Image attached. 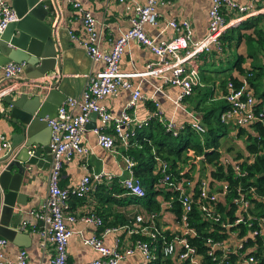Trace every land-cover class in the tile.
I'll return each instance as SVG.
<instances>
[{
	"label": "built area",
	"instance_id": "2783aa9c",
	"mask_svg": "<svg viewBox=\"0 0 264 264\" xmlns=\"http://www.w3.org/2000/svg\"><path fill=\"white\" fill-rule=\"evenodd\" d=\"M117 2H134V0H116ZM164 0H146L144 4L136 3L134 15L131 18V27L118 37L110 51L103 52L99 48V33L95 18L88 12L83 13V23L85 37L82 44L87 56L93 61H102L104 66L97 73L90 74L82 91L76 96H67L58 107L56 116L49 119L48 125L51 129L48 149L51 155V168L48 175L47 195L41 206L31 210L30 214L36 224L32 225L31 232L36 233L40 238V244L46 248L51 243L54 248L53 257L50 264H72L67 261V244L74 231L67 226V222H74L77 217L74 214L66 213L68 200L74 197H83L91 190L93 181H100L102 177L109 176L104 171L85 174L79 182L72 188L61 187L59 184L60 173L66 161L74 158H83L88 153V147L83 142V135L91 114H96L101 121L100 128L93 132L96 135L97 145L110 152H116L115 138L117 137L123 146L127 148L128 140L134 133V128L141 126L143 121H136L135 117L127 110L119 116H112L102 105V101L108 95H114L119 88L131 89V76H156L164 82L177 86L180 89L179 100L191 96L195 87L201 84L199 69L195 64L198 56L211 51L213 47H221V36L226 28L235 25L239 20L248 15L258 13L257 10L248 11L246 6H238L233 0H211L208 10L209 22L206 34L200 39H193L192 28L187 21H170L168 24L175 31V35L166 42L155 43L145 32L146 24L156 25L159 4ZM78 6V4H75ZM228 11L236 12L237 15L226 18ZM17 15L11 4L7 0H0V36L8 23L16 21ZM72 38H76L74 35ZM135 41L137 44L148 48L157 57L156 62L146 64L144 71L138 74H125L119 68V62L126 44ZM169 72L170 74H167ZM4 78L13 81H21L23 74V63L9 62L3 65ZM250 76V73H247ZM12 86H6L0 90V97L9 93ZM226 92L222 95L226 109L219 115L221 122L232 123L235 126L248 125L252 122H259L264 130V106L255 110L256 99L248 87L245 77H242L240 86L233 89L230 82L225 85ZM141 99L139 90L132 92L129 107L135 105ZM154 118L157 119L165 130L177 136L186 126H176L172 121H167L162 110L156 102ZM197 135L202 137L206 132V126L199 122L188 125ZM112 132L109 133V132ZM264 139V132H263ZM11 142L5 134H0V150H9ZM33 154V150L29 151ZM125 157L126 169L129 176L121 183L127 194L138 197L144 196L145 192L140 180L132 172L135 162L127 155ZM156 170L160 177L156 186L165 188L168 192L177 193L179 212L173 209L174 196L166 200L165 206L168 212L177 217L178 225L169 232L170 239L166 238V233L152 220L146 219L142 214L135 215L134 218L117 226H106L102 235L110 232H125L132 240L128 245H122L117 239L114 246H107L102 241V235L91 236L83 239V244L91 247L97 252L98 257L84 264H117L127 256L139 251L144 260L148 263L162 257L174 258L183 264H200L202 256L196 252L189 239L195 238L199 233L197 228L191 223L190 214L196 205V210L200 213L199 222H207L211 227L204 232L217 230L225 234L224 239H207V254L219 256L221 263L230 254L238 253L243 248L245 240L249 238H261L264 248V209L261 215H252L249 209L253 207L245 194L236 191V195L230 198V203L234 204L232 220H229L225 212H221L219 203L224 201L228 195L227 182L224 179L209 174L193 180H188L187 176L177 178L170 171V164L156 157ZM240 160L224 161L230 164L234 171V176H242L237 165ZM251 161V159H249ZM158 164V166H157ZM187 183L186 186L184 183ZM194 188L197 193L194 196ZM249 188L248 193H252ZM252 196L251 198H253ZM258 200L264 202V195ZM225 207V206H223ZM80 219L95 226H102L103 220L94 212L83 214ZM256 225L252 226V221ZM27 222L21 221V229H25ZM243 224L246 235H239L237 225ZM20 229V228H19ZM5 244V239L1 240ZM159 245V246H158ZM251 248H244L243 253L233 261V264H255L252 256L247 255L252 252ZM218 257V258H219ZM27 254L20 249L16 260L6 262V264H26ZM76 264V263H73Z\"/></svg>",
	"mask_w": 264,
	"mask_h": 264
},
{
	"label": "crops",
	"instance_id": "0c3cea01",
	"mask_svg": "<svg viewBox=\"0 0 264 264\" xmlns=\"http://www.w3.org/2000/svg\"><path fill=\"white\" fill-rule=\"evenodd\" d=\"M7 1L9 4L11 3L10 0ZM45 1L51 12L48 23L56 26L55 45L59 49L60 75L55 73L56 71H52L41 79L28 77L27 75L36 72L35 68L39 66V64H36L33 66V71L27 73L23 71L21 81L15 82L5 79L3 66L0 68V90L6 86H14L9 93L0 97V134H5L8 137L11 142L10 149L17 144L19 138L16 136L14 123L8 117L7 110L9 107L1 101L2 98L9 94L15 98L20 93L35 94L37 92L36 82H42L45 78L51 77H53V81L59 79L58 89L66 96L78 95L82 91L87 77L90 74L97 73L104 66L102 61L91 60L82 44L85 37L83 13L88 12L95 18L99 33V48L103 52H108L115 40L131 27L135 4H144L146 0H134L132 3L117 2L116 0ZM233 2L238 6H246L248 11L257 10L258 13L244 16L237 24L228 27L233 32H228L230 36L228 40L220 42V44H224V50L222 45L221 47H213L210 52L197 57L195 64L199 69L201 84L195 87L191 96L179 100L180 89L177 86L164 82L160 77L137 75L129 78L132 84L131 89L119 88L114 95L106 96L101 102L102 105L114 117L127 110L135 117L137 122H144L141 126L154 118L156 110L154 102L162 110L164 118L167 121L174 122L176 126L187 127L194 122L204 124L202 114L204 110L210 109L205 106L207 102L213 101L215 98L220 100L222 104H226L222 100L224 94L221 89L222 79L239 77L236 67L232 65L237 57L236 55L242 57V67L252 66L253 64L257 67L264 65V50H259L257 47L255 42H258V37L253 34L251 28L237 29L241 35L248 34L250 36L249 41L243 37H240L238 41H234L231 37V33H235L234 29L242 20H249V18L257 16H261L258 25L262 26V31H264V0H233ZM75 4H78V6ZM210 4L211 0H164V3L159 4L156 9L158 23L154 26L146 24L144 30L155 43L166 42L175 35V31L168 23L172 20L177 22L187 21L192 28L193 39H200L207 31ZM235 15H237L236 12L228 11L225 13L226 18ZM73 35L76 38H72ZM262 43L264 44L263 41ZM233 57L234 61L227 68L226 74L213 79L216 73H224L223 71H217L216 67H221L224 62L231 60ZM156 61L157 57L148 48L137 44L135 41H129L122 53L119 68L125 74H138L145 70L146 64ZM56 68L57 64L54 70ZM167 74L170 73L167 72ZM261 88H264V77L261 79ZM135 89L139 90L141 99L137 100L134 106L129 107L132 92ZM198 92H203L204 96L194 98ZM254 97L256 99V95ZM218 108V115H220L224 110ZM228 125V137L232 141L231 147L223 149L220 145L219 150L221 161L226 160L229 162L233 160L235 154L237 155L240 152L244 154V141L248 136L247 133H251V129L248 125H243L241 128L247 133L238 135L237 127L239 126L232 123ZM100 126L101 121L97 115L91 114L83 135V142L89 148L88 153L81 159L74 158L71 161H66L60 173L59 184L65 188L74 187L88 173L104 171L105 174H109V176L102 177L100 181H93L90 192L82 199L71 197L67 202L65 212L74 214L77 217L76 221L67 222V226L74 231L67 244V261L72 264H84L98 257L94 249L83 244L84 238L102 235L104 227L120 225L134 218L137 214H142L146 219H152L164 233H169L173 227L178 225L177 217L168 212L165 206L166 200L171 197L170 195L168 198L165 197L164 192H168L167 189L154 186L155 190L160 191L155 199L160 203L161 211L152 214L148 213V208H146L143 200L135 201L134 197L126 193L121 183L124 178L129 176L124 157L126 147L122 145L117 137H114L116 152H110L98 146L93 130L100 128ZM141 126L135 127L134 130ZM109 133L112 134L111 131ZM31 150H33V154H30L29 151ZM7 151L0 150V155ZM21 152L25 160V172L22 175L19 192L24 194L25 204L15 205L16 214L11 216L10 222L12 226L16 227L18 225V229L20 228L22 233L18 234L20 238L14 239L17 240L16 243L5 239L6 243L2 244L1 240L4 238L0 237V264L16 260L20 249L26 251V264H50L54 254L53 245L48 243L46 248H43L39 236L31 232V227L36 222L33 220L30 211L39 208L47 195L51 155L48 145L41 146L38 144L28 147L27 151L24 147H18L15 149L14 155L16 156ZM178 165L180 166V164ZM181 168L180 173L189 171L190 176L186 175L188 180L195 181L210 174L206 166H202L200 160L196 159L190 160ZM186 184L185 182L184 185L186 186ZM91 212L102 218V226L87 224L80 219L83 214ZM22 220L27 222L23 230L21 229ZM117 239L124 246L130 244L132 240L125 232H110L102 235V241L107 246H114ZM117 264H147V262L139 251H135Z\"/></svg>",
	"mask_w": 264,
	"mask_h": 264
},
{
	"label": "trees",
	"instance_id": "16d2710c",
	"mask_svg": "<svg viewBox=\"0 0 264 264\" xmlns=\"http://www.w3.org/2000/svg\"><path fill=\"white\" fill-rule=\"evenodd\" d=\"M261 16L252 17L242 20L240 24L234 29L235 33H231L234 41H238L240 37L245 38L247 41L250 40L248 34H240L239 29L251 28V31L254 35H257L258 42H255L259 50H264V31L263 27L259 26ZM232 29L226 28L224 34L221 36V41H226L230 38L228 32ZM233 32V31H232ZM224 50V44H221ZM233 66L236 67V70L239 73V77H227V79H222L221 89L223 92H226L225 85L227 82H230L233 89H237L242 81V77H245L249 89L252 91L253 96L256 95V104L254 106L255 110H259L264 106V88H261V79L264 77V65L257 67L256 65L252 66H241L242 57L236 55ZM247 73H250V76H247ZM258 92H260L258 94ZM224 101V99L222 98ZM225 102V101H224ZM226 108V104H221L220 109L223 111ZM220 110V112H221ZM214 110L208 109L204 110L202 114V121L206 126L205 137H201L200 141L191 142L189 137L196 135V133L186 127L179 132L177 136H173L171 132L165 130V127L157 121V119L152 118L147 124L136 129L133 134H131L125 150V154L133 159L135 166L132 169L133 174L140 180L141 186L144 189V196L138 197L131 195V197L137 200H143L146 208H148V213L152 214L159 213L161 211L160 203L155 199V196L159 194L160 191L155 190L154 186L156 185L160 173L156 171L155 165L157 163L156 157L167 161L170 164V171L178 179L182 178L183 175L190 176L189 171L181 172V166L187 164L190 160L196 159L200 160L202 166H206L210 174L218 177L219 179H224L227 182L228 195L224 198L223 202L219 203L221 212H225L229 220H232L234 204L230 203V198L236 195V191L245 194V197L249 199L250 203L253 204V207L249 209L250 214L252 215H261L264 209V202L258 200L259 196L264 195V139H263V127L259 122H252L248 124L251 129V133H247L242 130L241 126L237 127L238 135L240 133L248 134L246 140L244 141V154L241 152L233 160H240L237 165L239 172L242 176H234V171L230 164H225L224 161H221V152L220 147V137L229 126L221 122L220 116H216L217 126H212ZM212 117V118H211ZM183 150L186 155L183 154ZM191 153V154H189ZM251 159V161H249ZM180 164V166L178 165ZM249 188H252V193H248ZM125 190V189H124ZM197 193V188H194L193 195ZM87 195V194H86ZM166 198L169 195L174 196V201L172 203L173 209L176 214L179 212V204L177 202V193L173 192H164ZM254 196L253 198H251ZM76 199H82L83 197H74ZM225 206V207H223ZM190 214L191 223L197 228L198 234L195 238L189 239V242L192 246L196 248V252L202 256L200 264H219L221 263L220 257L207 254L208 244L207 239L221 240L224 239L225 234L217 230L210 232H204L211 226L207 222H199L201 220L200 213L195 209ZM129 221V220H128ZM125 222V221H124ZM256 225V221H252V226ZM239 235H246V227L241 224L236 226ZM166 238L170 239L169 233L166 232ZM263 242L261 238H247L243 244V248L238 250L236 254H230L226 257L224 262L228 264H233V261L239 254L243 253L244 248L253 249L252 252L248 253L254 258L255 264H264V248H262ZM159 246V245H158ZM219 257V258H218ZM147 264H183L177 262L174 258L171 257H162L158 256L154 261L148 262Z\"/></svg>",
	"mask_w": 264,
	"mask_h": 264
},
{
	"label": "water",
	"instance_id": "95a60500",
	"mask_svg": "<svg viewBox=\"0 0 264 264\" xmlns=\"http://www.w3.org/2000/svg\"><path fill=\"white\" fill-rule=\"evenodd\" d=\"M17 20L8 23L0 36V68L9 63H23L25 73L30 78L41 79L47 73L56 71L60 75L58 63L59 49L55 45L56 26L48 23L51 12L45 0H10ZM57 68L55 69V65ZM53 77L36 82L37 92L31 95L20 93L2 98L9 109L8 117L15 125L17 144L0 155V237L16 243L18 225L12 226L10 218L16 214V204H25L24 194L19 192L22 175L25 172L23 153L14 155L18 147L28 149L34 144L48 145L51 129L48 120L56 116L58 107L66 99V94L58 89Z\"/></svg>",
	"mask_w": 264,
	"mask_h": 264
},
{
	"label": "rangeland",
	"instance_id": "374dc122",
	"mask_svg": "<svg viewBox=\"0 0 264 264\" xmlns=\"http://www.w3.org/2000/svg\"><path fill=\"white\" fill-rule=\"evenodd\" d=\"M233 61H234V57L231 58V60H227L226 62H224L221 67H218L217 66L216 67L217 71H223L224 73L223 74L216 73V75L213 77V79L219 78L220 75H225L226 74V71L228 70L227 68H229V66H231V64H232ZM259 93L260 92H258V94ZM203 96H204L203 92L202 93L198 92V93H196V95L194 96V98H196V97L197 98H202ZM213 98H214V96H213ZM221 104H222V102L220 100H216L215 98H214L213 101L207 102V104H205V106L207 108H210V109H213L214 110V116H213V118L211 117L212 120H213L212 126H214V127L217 126L216 116L218 115V112H219V108L218 107H220ZM204 137H205V135L203 136V138ZM189 138H190L191 142H197V141H200L201 140V137L199 135H197V134L196 135H193L192 137H189ZM220 139H221L220 140V145H221V147L223 149H226V148L231 147L232 141L229 140L228 130L227 129L225 130V133H223L221 135ZM182 155H184V156L186 155V153H185L184 150H183V154Z\"/></svg>",
	"mask_w": 264,
	"mask_h": 264
}]
</instances>
